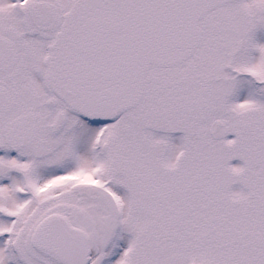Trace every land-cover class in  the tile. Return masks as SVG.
Returning a JSON list of instances; mask_svg holds the SVG:
<instances>
[{
	"label": "snow or ice",
	"instance_id": "6c2138e0",
	"mask_svg": "<svg viewBox=\"0 0 264 264\" xmlns=\"http://www.w3.org/2000/svg\"><path fill=\"white\" fill-rule=\"evenodd\" d=\"M0 264H264V0H0Z\"/></svg>",
	"mask_w": 264,
	"mask_h": 264
}]
</instances>
